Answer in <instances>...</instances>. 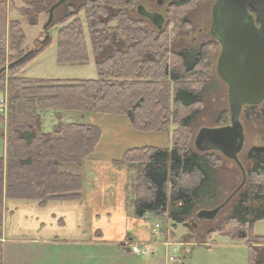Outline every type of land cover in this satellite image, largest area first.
I'll list each match as a JSON object with an SVG mask.
<instances>
[{"label":"trees","instance_id":"16d2710c","mask_svg":"<svg viewBox=\"0 0 264 264\" xmlns=\"http://www.w3.org/2000/svg\"><path fill=\"white\" fill-rule=\"evenodd\" d=\"M57 1L22 0L18 13L33 26ZM139 1L66 0L54 9L45 29L59 27L56 62L86 63V26L95 79L20 77L19 71L50 41L43 39L31 54L14 63L28 51L20 22H8L7 47L0 49V64L7 66L0 72V98L6 100L5 114L0 115L5 147L4 156L0 155V237L5 199L35 200L45 206L49 201L82 198V176L61 167H82L99 142L101 128L91 122H64L62 117L76 112L84 117L118 115L134 131L165 133L169 140L166 147L127 149L111 161L113 167L127 171L125 209L135 218L151 213L161 221L170 219L173 226L182 224L188 231L184 240L204 243L215 234L242 240L247 244V264H264V236L252 232L254 223L264 220V101L245 107L247 117L262 122V145L238 159L242 180L226 188L219 173H233L226 168L227 158L217 151L200 152L193 144L199 129H195L194 107L202 102L208 79V65H202L206 46L182 45L178 50L177 24L182 20L179 26H187L185 16L177 19L169 14L171 26L157 27L142 16V8L138 11ZM47 110L55 112L51 133L41 132V114ZM225 113L217 117L220 125L227 124ZM231 194L200 229L196 213L217 207ZM1 259L0 241V264Z\"/></svg>","mask_w":264,"mask_h":264},{"label":"rangeland","instance_id":"374dc122","mask_svg":"<svg viewBox=\"0 0 264 264\" xmlns=\"http://www.w3.org/2000/svg\"><path fill=\"white\" fill-rule=\"evenodd\" d=\"M158 0H141L136 6L143 7L147 11L155 13H165L166 24L170 27L171 21H168L169 14L177 16V19L183 14L185 22L183 29L177 24V49L182 45L196 48L206 46L205 61L202 65H208V79L202 89V102L194 107L198 113L195 120V129L201 127H215L217 117L225 111L229 122V102L226 84L216 73L217 58L220 53V45L216 43L211 34V7L214 0H191L192 2L178 10H167V2L159 4ZM22 0H0V49L7 47V25L10 20H18L26 38L25 50L30 51L37 46L45 36L50 43L46 49L32 58L18 73L20 77L31 78H52V79H95L97 78L96 63L92 54V44L88 36L86 26L83 31L86 39L88 59L84 64L61 65L56 62V37L58 26L44 29V24L48 19L47 13H41L36 25L30 26L24 18H21L18 9L23 7ZM136 11V7H135ZM182 15V16H183ZM82 19V12L79 14ZM83 21V20H82ZM182 30V31H181ZM195 49V50H196ZM6 66V65H5ZM4 66V67H5ZM3 66L0 64V69ZM201 69V68H200ZM118 115L92 114L82 116V113L65 114L62 121L70 122H91L96 123L101 128L103 144L106 147L113 145V137L117 133L126 134L127 125L124 122L113 118ZM250 116L243 109L240 114V122L244 133V146L238 154L240 159L244 153L252 147L262 145V122L255 116ZM55 112L51 110L44 111L41 114V132L51 133L52 126L56 122ZM124 117V116H119ZM125 118V117H124ZM123 118V119H124ZM121 119V118H119ZM126 119V118H125ZM98 122H101L99 124ZM4 126V125H2ZM1 128V126H0ZM137 137H132V146H169V140L165 133L157 132H137ZM159 134L161 136H157ZM140 135V136H139ZM170 135V134H169ZM0 141V152L2 151ZM243 158V157H242ZM226 168L233 173L221 171L220 178L223 186L226 188L235 187L242 180L243 172L239 165L230 159H226ZM63 166V170L69 172L78 171L75 165ZM236 171V172H234ZM234 174V173H238ZM242 172V173H241ZM9 209L3 218L2 232L0 241L2 242V264H247L248 249L247 244L242 240H233L227 236L213 235L210 240L204 243H198L196 240H188L180 245L179 241L186 233L182 224H175L170 219L163 221L153 217L151 213H146L148 226L154 232V225H159L160 233L151 237L148 241H143L148 247L149 253L144 256L129 255L117 244H83L74 243L68 240L65 230L67 223L58 224L60 229L55 232V237H45L30 231L27 218L30 213L22 209L14 212ZM58 223V222H57ZM200 229H205L207 223L205 220L197 221ZM57 225V226H58ZM63 230V231H61ZM57 231H60L59 233ZM252 232L257 236H264V220L257 221L252 227ZM197 234H193L195 237ZM202 235V234H200ZM81 237V236H80ZM79 237V238H80ZM79 238H76L77 240ZM86 238V237H83ZM89 239V238H87ZM190 241V242H189Z\"/></svg>","mask_w":264,"mask_h":264},{"label":"crops","instance_id":"0c3cea01","mask_svg":"<svg viewBox=\"0 0 264 264\" xmlns=\"http://www.w3.org/2000/svg\"><path fill=\"white\" fill-rule=\"evenodd\" d=\"M116 117L122 122L125 121L129 132L117 133L113 137V145L109 147L103 144L100 137L93 154L83 162L82 167H76L78 171L69 172L63 170L64 165L61 167L63 171L82 176L83 190L80 200L49 201L45 206H39L35 200L5 199L3 218L8 209L9 213L12 212V208L15 209L14 212L22 209L30 213L27 220L30 231L34 233L54 238L56 229H60L58 224L67 223V227L61 229L71 235L67 236L68 240L70 238L74 243L83 244H117L129 255L132 254L122 246L125 241L150 240L153 237L152 228L151 225L148 226L146 215L135 218L125 209L126 169L115 168L111 164V161L119 159L125 150L145 145L132 146L133 141L130 138L137 137L139 133L134 132L127 119L113 116V118ZM98 123L101 124V122ZM1 143L3 148L0 155L4 156L5 147L3 141ZM187 233L186 229L185 235ZM186 241L188 240H184L183 236L179 243L180 245L188 243Z\"/></svg>","mask_w":264,"mask_h":264},{"label":"water","instance_id":"95a60500","mask_svg":"<svg viewBox=\"0 0 264 264\" xmlns=\"http://www.w3.org/2000/svg\"><path fill=\"white\" fill-rule=\"evenodd\" d=\"M65 1L58 0L49 8L44 29L52 21L54 9ZM249 3L258 7L256 18L259 27L254 25L253 18L247 13ZM214 16L217 28L214 35L221 45L216 73L227 86L229 123L199 128L193 144L200 152L217 151L239 165L238 154L244 146L241 109L264 101V0H224ZM31 52H26L14 63ZM6 68H1L0 72ZM232 194L217 207L198 211L196 218L205 221L213 219Z\"/></svg>","mask_w":264,"mask_h":264},{"label":"flooded vegetation","instance_id":"af4514ba","mask_svg":"<svg viewBox=\"0 0 264 264\" xmlns=\"http://www.w3.org/2000/svg\"><path fill=\"white\" fill-rule=\"evenodd\" d=\"M223 1L224 0H214L213 6L211 7V27H210V31H211V34L214 37L216 43H218L219 45H220V43L216 39V37L214 35V33L217 30L216 25H215V16L214 15L216 13V10H217L218 5L220 3H223ZM157 2L159 4H162L164 2H167L166 9L169 11V10H172V9L173 10H176V9L178 10L182 6L185 7L186 5H189V3L192 2V1L191 0H158ZM138 8H142V16L145 17L146 19H148L153 25H156L157 27L163 26V24H165L166 21H167V19L164 16L165 13L163 14V12L162 13H155V12H152V11H147L143 7H140V6H137V9ZM257 9H258V7H256V5H252L250 3L246 6L247 13L249 15H251V17L253 18L254 25L256 27H259V21L256 18ZM220 50H221V45H220ZM245 107H248V106H243L242 109H241V111L243 109L245 110Z\"/></svg>","mask_w":264,"mask_h":264},{"label":"built area","instance_id":"2783aa9c","mask_svg":"<svg viewBox=\"0 0 264 264\" xmlns=\"http://www.w3.org/2000/svg\"><path fill=\"white\" fill-rule=\"evenodd\" d=\"M6 111V100L4 98H0V115H4ZM155 234L158 233L159 226L154 225ZM124 246L127 248L128 252L135 256H144L149 253L148 247L144 242H133V241H125Z\"/></svg>","mask_w":264,"mask_h":264}]
</instances>
